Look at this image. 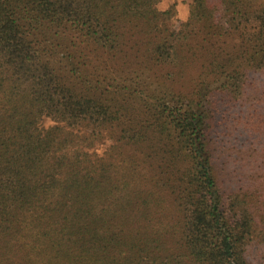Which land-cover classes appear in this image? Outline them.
Masks as SVG:
<instances>
[{"label": "trees", "instance_id": "obj_1", "mask_svg": "<svg viewBox=\"0 0 264 264\" xmlns=\"http://www.w3.org/2000/svg\"><path fill=\"white\" fill-rule=\"evenodd\" d=\"M160 1L0 0V264H264V0Z\"/></svg>", "mask_w": 264, "mask_h": 264}, {"label": "rangeland", "instance_id": "obj_2", "mask_svg": "<svg viewBox=\"0 0 264 264\" xmlns=\"http://www.w3.org/2000/svg\"><path fill=\"white\" fill-rule=\"evenodd\" d=\"M191 0H161L158 3V8L161 10L167 9L171 6H175L176 15L173 19V24L176 28H179L180 24L185 21L190 15ZM56 122L49 117H45L41 121L42 127H49ZM109 141L99 144V152L102 153L106 147H108Z\"/></svg>", "mask_w": 264, "mask_h": 264}]
</instances>
